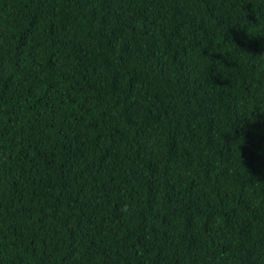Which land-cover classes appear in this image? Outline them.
Instances as JSON below:
<instances>
[{
    "label": "trees",
    "instance_id": "1",
    "mask_svg": "<svg viewBox=\"0 0 264 264\" xmlns=\"http://www.w3.org/2000/svg\"><path fill=\"white\" fill-rule=\"evenodd\" d=\"M0 264H264V0H0Z\"/></svg>",
    "mask_w": 264,
    "mask_h": 264
}]
</instances>
